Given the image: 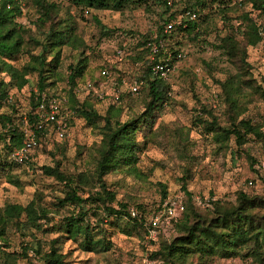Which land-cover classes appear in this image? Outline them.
Masks as SVG:
<instances>
[{
    "label": "trees",
    "instance_id": "obj_1",
    "mask_svg": "<svg viewBox=\"0 0 264 264\" xmlns=\"http://www.w3.org/2000/svg\"><path fill=\"white\" fill-rule=\"evenodd\" d=\"M174 0H70L74 8L82 10H111L119 12L129 5L146 7L150 4L164 7L163 13L167 17L159 23L154 33L163 40L170 35H163V25L173 19L175 12L171 11ZM22 0H0V106L7 104L9 114L0 113V178L8 176L7 168L12 161H8L13 149L21 145L22 133L17 128H8L6 125L19 124L15 122L14 101L12 95L25 94L22 101L26 102L28 109L26 118L29 123L35 111L33 100L34 92L26 91L28 77L35 76V92L51 94L59 93L66 98L63 108H67L75 117L83 118L84 122L97 130L99 141L92 146L93 151V174L88 177L84 174L67 175L58 169L57 164L53 167H41V172L46 177L63 185V198L58 199V207H71V214L62 218L56 227L57 237L48 243L46 251H43L39 243L33 248L25 243L21 253H7V230L11 227L49 233L52 219L48 218V212L33 201L24 207L19 205H5L0 208V264H16L18 259H25L28 264L36 258L41 264H66L64 255L58 253L62 244L61 240H69L75 244L81 252L95 253L105 251L104 238H96L89 223L86 221L87 207L94 206L103 218H113L117 226L123 221L120 232L130 236L142 228L144 218L133 214L131 216L124 203H115L117 209L111 206L114 202V193L109 190L104 177L110 173L125 172L135 173V165L139 156L145 151L148 136L152 132L154 115L161 107L169 101L167 96L169 87L165 80L153 76L150 72L151 63L144 60L146 53L145 43L151 37L144 38L136 43L135 52L132 57H126L130 62L127 70H120L118 63L121 57H116L115 51H125V44H118L114 50V59L102 64L94 79L88 71V50L76 34V25L67 12L60 17V7L46 0H34V8L37 18L32 24L40 33L41 39L30 34L28 28L21 27L15 19L21 16ZM184 11L197 14L195 21H183L185 27L176 26L175 29L182 38L197 40L200 37L201 24L215 15L224 24L226 33L218 39L215 47L224 57L231 71L225 72L222 81L214 80L220 91L221 101L224 106L223 126H220L211 111L205 105L199 107L200 116L210 117L204 128L205 133L212 135L215 143L225 146L231 139L236 148H241L250 142H264V133L261 126L247 119H239L245 111L242 98L245 96H258L264 101V89L256 85L249 72L246 48L254 47L264 34V0H242L239 5L232 0H187ZM238 9L236 25L231 26L227 13ZM203 10L206 13L199 16ZM211 14V15H210ZM255 14V18L252 15ZM262 18L263 23L257 21ZM95 23L98 22L94 19ZM201 22V23H200ZM101 37H111L115 31L106 30L100 26ZM153 34V35H154ZM27 40V41H26ZM26 42L32 44L31 47ZM68 48L75 52V58L67 65V72L63 78L60 91H54L55 84L59 81V69L62 62V49ZM171 54L175 51L167 47ZM125 57V56H124ZM160 59V51L156 54L154 61ZM19 63V65H16ZM111 73L109 79L116 82L119 77H135L143 81L140 91L144 90L146 101L143 110L139 114H130L124 119L110 115L115 104H119L123 95L121 93L117 101L113 100L115 87H108V91L102 100H97L92 93L84 95L82 101H78L79 94L76 92L81 85L89 83L96 87L100 80L99 72ZM87 73V74H86ZM53 89V90H52ZM126 97V95H125ZM99 105L101 109H95L93 105ZM1 108V107H0ZM101 112V113H100ZM120 112V111H119ZM196 112V111H194ZM196 116L198 122L201 118ZM67 119V129L71 124ZM97 122L101 126H96ZM52 131L46 129L45 136L41 138L39 147L32 151L28 161L25 163L27 169L31 170L34 164L35 153L45 150L49 136ZM140 137V139H138ZM55 141L57 140L52 137ZM250 163L252 160L248 157ZM15 165V164H14ZM255 172V171H253ZM180 190L182 192L183 210L175 225V231L169 241H161L156 251L150 254V260L160 264H211L214 260H231L234 258L249 259L255 264H264V181H262L263 195L260 197L249 196L246 192L239 190L235 194L233 205L213 203L212 207L204 211L196 209L193 197L186 189L187 178L180 179ZM252 185V182H251ZM97 190H94V187ZM160 199L167 197L166 188L158 184ZM251 187V186H249ZM78 192H85L86 197H81ZM137 209H141L137 207ZM100 217L96 224L103 223ZM22 220L20 221V219ZM97 227V225H95ZM32 236L31 234H29ZM33 253L31 257L27 252Z\"/></svg>",
    "mask_w": 264,
    "mask_h": 264
},
{
    "label": "rangeland",
    "instance_id": "obj_2",
    "mask_svg": "<svg viewBox=\"0 0 264 264\" xmlns=\"http://www.w3.org/2000/svg\"><path fill=\"white\" fill-rule=\"evenodd\" d=\"M33 1L22 0L21 16L16 18L15 22L21 27L28 28L30 34L40 40L41 32L30 24V21L33 22L37 18ZM46 1L60 7L58 14L60 17L67 12L73 19L77 36L88 48L85 55L92 79L95 78L102 64L117 61L114 59V50L119 43L125 44V51L121 52V61L117 66L120 70H127L130 62L126 57H132L131 63L136 60L132 56L133 53L138 52L134 45L152 36L159 23L169 13H163L164 7L154 4L146 7L129 5L115 12L80 11L72 6L70 0ZM173 2L171 11L175 12V15L187 6V0ZM206 12L203 10L199 16ZM238 13V9L227 13V17L231 20L229 25L233 27L236 25L234 19ZM252 18H255V14ZM257 22L262 24L263 19L260 18ZM100 26L106 30H114L115 33L111 37H101ZM199 30L200 37L197 40L182 38L176 29L167 34L170 37L163 40L166 47L185 54L184 59L175 63L173 72L165 80L169 87L167 95L169 101L154 115L152 132L148 136L145 151L139 156V161L135 165V173L117 172L104 177L109 190L114 193V202L111 206L117 209L115 203H124L131 216L137 214L144 218L142 228L126 236L120 232L123 221L118 222L116 226L113 218L105 219L94 206L85 205L83 211L90 207L86 212V221L92 232L96 234V238H104L106 250L85 253L77 249L71 241L61 240L58 253L64 255L66 264H160L150 260V254L157 250L161 241H169L174 234L180 213H177L176 222H172L165 218L162 210L164 202L175 199L182 201L180 179L187 178L186 189L191 193L194 206L199 211L209 209L216 202L233 205L235 194L239 190L249 196L263 195L264 142H250L241 148H236L230 139L225 146H219L211 134L205 133V122H209L210 117L200 116L198 109L205 105L219 125L223 126L224 106L214 80L222 81L225 72L231 69L224 57L215 49L218 39L227 31L224 24L217 16L212 15L209 20L201 24ZM26 43L29 47L32 46L29 42ZM145 56L146 53H143L142 57ZM246 57L251 78L256 85L264 89V34L261 35L256 46L246 48ZM74 58V51L68 48L62 49L60 78L53 88L54 91H60L62 88L67 65ZM25 89L32 92L36 89L34 75L28 77ZM25 96L26 93L12 95L16 111L14 118L17 123H21L23 119L27 120L25 114L28 106L22 101ZM83 97L84 94H79L78 101H82ZM145 101L144 90L134 97L123 95L120 103L115 104L110 111V115L116 117L119 114V118L124 119L130 114H139L143 110ZM241 101L242 104L244 103L245 111L239 119H247L260 125V130L264 133V101L256 95L245 96ZM0 107V113L11 115L7 104L3 103ZM93 107L101 109L97 104ZM65 109V118H73L66 131V137L62 141H55L49 136L45 150H38L35 153L31 170L25 166L11 164L6 170L8 176L0 178V208L8 204L24 207L33 201L36 206L46 210L48 218L52 219L47 228L53 225L49 233L34 230H29L27 233L24 229L9 228L6 233L7 253H21L25 243L28 247L34 248L36 241L42 250L46 251L48 243L58 235L56 231L58 222L71 214V207L66 205L60 208L56 204L58 199L63 198L65 190L63 185L51 177L44 176L41 167H53L57 164L58 169L67 175L81 173L91 177L93 174L92 146L99 141L97 130L88 126L83 118L75 117L67 108ZM197 115L202 122L197 121ZM95 125L101 126V123L97 122ZM248 157L252 160L251 163ZM8 161H11L10 157ZM251 182L252 186L249 187L248 183ZM158 184L166 188L167 197L163 201L160 199ZM94 190H97L96 186ZM78 195L86 197L85 192H78ZM195 198L200 200L199 204ZM100 217L104 222L96 224ZM27 254L34 257L30 251ZM36 258L31 262L41 264ZM1 261L0 257V263ZM16 264H28V262L25 259H18ZM211 264L255 263L249 259L234 258L214 260Z\"/></svg>",
    "mask_w": 264,
    "mask_h": 264
},
{
    "label": "built area",
    "instance_id": "obj_3",
    "mask_svg": "<svg viewBox=\"0 0 264 264\" xmlns=\"http://www.w3.org/2000/svg\"><path fill=\"white\" fill-rule=\"evenodd\" d=\"M233 3L242 2V0H232ZM197 14L190 11H184L174 16L172 20L167 21L162 28V34L167 35L176 26L184 28L183 21H195ZM146 56L144 60L151 63L150 72L153 76L166 80L174 70V65L178 61L184 59L185 54L181 51H175L171 54L168 48L165 46L163 39L158 38L157 35H152L145 43ZM160 51V59L155 62V56ZM116 57H120L121 51H115ZM111 73L107 71H100L99 78L104 80L107 78L111 81L109 86L115 87L113 94V100L117 101L119 95L123 92L126 96L134 97L139 94L140 88L143 86V81L135 77H119L116 82L109 79ZM108 91V86L104 82L99 83L96 87L91 86L89 83L84 84L82 87L77 89L78 94L88 95L90 92L97 100H102ZM33 100L36 104L32 122L29 123L26 119L22 120L19 124L6 125L8 128H17L22 133L21 145L13 149L10 158L13 164L17 166H23L28 161L33 150L39 147L41 138L45 136L46 129L52 131V137L57 140H62L66 137L67 131V119L64 116L65 108L63 105L66 103V98L61 96L59 93H37L33 91ZM72 114V113H70ZM248 186H252L248 183ZM199 204L200 200L196 199ZM183 204L181 199H175L172 201L164 202L163 213L168 221L176 222L177 213L182 212Z\"/></svg>",
    "mask_w": 264,
    "mask_h": 264
},
{
    "label": "crops",
    "instance_id": "obj_4",
    "mask_svg": "<svg viewBox=\"0 0 264 264\" xmlns=\"http://www.w3.org/2000/svg\"><path fill=\"white\" fill-rule=\"evenodd\" d=\"M104 83L106 84V86L109 87V85L111 84V81L106 80Z\"/></svg>",
    "mask_w": 264,
    "mask_h": 264
}]
</instances>
